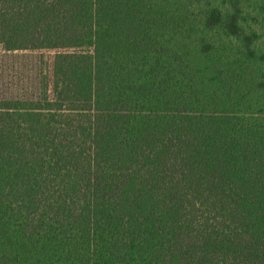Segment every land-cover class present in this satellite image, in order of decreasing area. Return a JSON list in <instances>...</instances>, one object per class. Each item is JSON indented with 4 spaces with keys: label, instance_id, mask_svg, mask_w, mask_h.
Wrapping results in <instances>:
<instances>
[{
    "label": "trees",
    "instance_id": "obj_1",
    "mask_svg": "<svg viewBox=\"0 0 264 264\" xmlns=\"http://www.w3.org/2000/svg\"><path fill=\"white\" fill-rule=\"evenodd\" d=\"M0 264H264V0H0Z\"/></svg>",
    "mask_w": 264,
    "mask_h": 264
},
{
    "label": "rangeland",
    "instance_id": "obj_2",
    "mask_svg": "<svg viewBox=\"0 0 264 264\" xmlns=\"http://www.w3.org/2000/svg\"><path fill=\"white\" fill-rule=\"evenodd\" d=\"M44 68L37 54L0 50V97H24L34 93L37 76Z\"/></svg>",
    "mask_w": 264,
    "mask_h": 264
}]
</instances>
